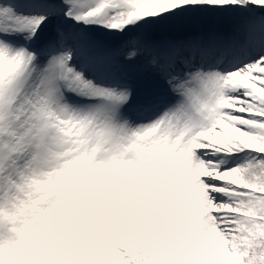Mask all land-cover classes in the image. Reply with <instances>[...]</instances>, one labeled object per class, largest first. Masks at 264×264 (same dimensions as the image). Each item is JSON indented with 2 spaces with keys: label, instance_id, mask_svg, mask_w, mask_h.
Wrapping results in <instances>:
<instances>
[{
  "label": "snow or ice",
  "instance_id": "snow-or-ice-1",
  "mask_svg": "<svg viewBox=\"0 0 264 264\" xmlns=\"http://www.w3.org/2000/svg\"><path fill=\"white\" fill-rule=\"evenodd\" d=\"M0 264H264V0H0Z\"/></svg>",
  "mask_w": 264,
  "mask_h": 264
}]
</instances>
